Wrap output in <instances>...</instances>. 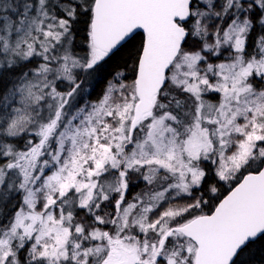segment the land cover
<instances>
[{
  "label": "snow or ice",
  "instance_id": "1",
  "mask_svg": "<svg viewBox=\"0 0 264 264\" xmlns=\"http://www.w3.org/2000/svg\"><path fill=\"white\" fill-rule=\"evenodd\" d=\"M0 264H264V0H0Z\"/></svg>",
  "mask_w": 264,
  "mask_h": 264
},
{
  "label": "trees",
  "instance_id": "2",
  "mask_svg": "<svg viewBox=\"0 0 264 264\" xmlns=\"http://www.w3.org/2000/svg\"><path fill=\"white\" fill-rule=\"evenodd\" d=\"M76 42H77V45H80V44H81V38L78 37ZM121 62H122V61H120L119 59H115V60L113 61V67L115 66L116 63H121ZM102 88H103V84H101V85H99V86L97 87V89H96V93L93 94L92 99H96V98H97V96H98L99 93L101 92ZM226 189H227V188H225L224 186L221 188V193H222V195L225 194ZM222 195H221V197H222ZM215 202H217V201H213V203H215ZM205 210L207 211L208 209L206 208ZM260 258H261L260 255L257 254L256 259L259 260Z\"/></svg>",
  "mask_w": 264,
  "mask_h": 264
},
{
  "label": "rangeland",
  "instance_id": "3",
  "mask_svg": "<svg viewBox=\"0 0 264 264\" xmlns=\"http://www.w3.org/2000/svg\"><path fill=\"white\" fill-rule=\"evenodd\" d=\"M223 186H224L225 188L228 187L226 184L223 185ZM142 187H143V185H141L140 187H136V188H134V189H133V192H138V191H140Z\"/></svg>",
  "mask_w": 264,
  "mask_h": 264
},
{
  "label": "water",
  "instance_id": "4",
  "mask_svg": "<svg viewBox=\"0 0 264 264\" xmlns=\"http://www.w3.org/2000/svg\"><path fill=\"white\" fill-rule=\"evenodd\" d=\"M227 194V192L224 194V195H226ZM222 198V197H221Z\"/></svg>",
  "mask_w": 264,
  "mask_h": 264
}]
</instances>
